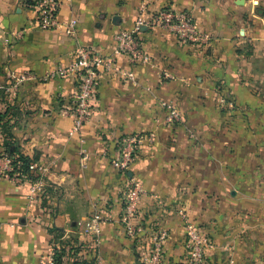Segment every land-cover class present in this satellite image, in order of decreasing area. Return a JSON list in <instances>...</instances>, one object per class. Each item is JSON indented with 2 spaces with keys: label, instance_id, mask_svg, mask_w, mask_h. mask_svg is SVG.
<instances>
[{
  "label": "crops",
  "instance_id": "obj_1",
  "mask_svg": "<svg viewBox=\"0 0 264 264\" xmlns=\"http://www.w3.org/2000/svg\"><path fill=\"white\" fill-rule=\"evenodd\" d=\"M58 1L59 20H76L73 33L40 29L34 0H0V150L12 142L20 153L36 157L32 163L45 184V193L34 196L30 179L0 176V264H39L54 247H65L75 264H144L159 229L167 237L158 264H181L187 228L179 206L190 207L198 221L206 218L194 210L201 149L187 142L180 125L162 124L158 106L211 96L219 79L238 95L239 107L252 108V129L245 117L229 135L236 143L225 148V183L237 176L240 188L236 198L225 200V252L216 236L207 255L211 264H220L218 253H225V264H264V0ZM167 6L189 12L208 42L181 44L165 29L142 27L148 61L132 62L116 50L115 35L132 31L139 13ZM81 46L110 56L114 65L99 72L92 113L71 134L72 118L61 109L75 77L47 74L67 66ZM23 73L34 77L20 81ZM148 129H155V141L138 148L125 173L113 168L119 137ZM130 177L146 193L137 239L127 235L120 218ZM213 178L202 179L206 184ZM183 185L196 191L178 196L174 190ZM251 187L253 193L246 189ZM92 213L101 221L98 235L79 225Z\"/></svg>",
  "mask_w": 264,
  "mask_h": 264
},
{
  "label": "built area",
  "instance_id": "obj_2",
  "mask_svg": "<svg viewBox=\"0 0 264 264\" xmlns=\"http://www.w3.org/2000/svg\"><path fill=\"white\" fill-rule=\"evenodd\" d=\"M33 7L36 14L37 26L42 30H54L64 27L66 33H73L76 27V20L71 18L67 21L59 20L58 0H34ZM162 28L169 31L181 44H204L208 42L209 35L201 30L189 12L176 10L170 6L163 7L155 12L139 13L133 22V30H121L115 35L116 50L125 54L132 62H146L149 57L143 50L139 38L141 28ZM114 60L105 56L92 46L78 47L71 59V62L57 70L51 71L47 77L63 76L71 74L75 77L76 84L69 97V102L61 109L65 116H71V134L79 132L83 123L92 113V104L97 92L99 72L103 69H111ZM34 76L28 73L19 75V80L31 79ZM162 106L167 108V121L172 122L177 118V111L169 103L163 102ZM154 140V134H127L118 139L117 152L110 164L113 168L126 172L134 162L138 148ZM12 157L0 150V176L11 179H28L25 174L14 169ZM40 174V167L37 163L30 164ZM31 194L42 196L45 193V184L40 176L31 180ZM144 189L140 182L133 177L126 180L122 196L121 221L129 237L137 239L142 231L138 224L139 204L144 196ZM100 219L92 213L84 222L79 223L84 232L91 235H98L100 232ZM167 233L163 229L155 230L149 241L148 253L142 256L144 264H158L161 256L163 241ZM210 240L207 235L202 234L188 226L185 236V259L181 264H211L207 247ZM63 258V257H62ZM39 264H56L53 248L41 259Z\"/></svg>",
  "mask_w": 264,
  "mask_h": 264
},
{
  "label": "rangeland",
  "instance_id": "obj_3",
  "mask_svg": "<svg viewBox=\"0 0 264 264\" xmlns=\"http://www.w3.org/2000/svg\"><path fill=\"white\" fill-rule=\"evenodd\" d=\"M261 93L264 95V92ZM237 97L238 95L233 93L228 85H226L225 80L219 79L216 80L214 84V92L211 96L198 95L196 99L190 100L189 105L185 106H177L169 103L177 111V118L172 122L167 121L165 116V114H167V108L161 104L158 106L161 111H164L161 123L164 125H180L182 133L188 139L187 142L201 149L198 156L199 179L197 191L185 185L181 187L177 186L174 191L178 196H188L189 194H193V191L197 192L199 198L194 210L206 212L205 219H200V221H198L196 219L197 216H190L187 211L190 207L186 209L184 204H181L177 211L182 215L186 228L192 226L194 230L207 235L210 240L207 253L209 251L210 255V249L216 245V238H218L216 246L220 247L223 245L221 250L225 252V228L227 227V222H225V217L227 216L225 200H227V198H236L238 189L240 188L238 187L239 181L237 180V176H235L234 179H230L229 183H225V175L228 173L227 170H225V148L229 141L234 140L233 142L236 143L235 139H229V135L238 132L239 122L245 124V117L247 118V125L252 129L248 119V116L251 115L250 112H252V108L239 107L236 104ZM154 130L155 129H148L132 133L128 132L123 134V136L134 133H153V141H155L156 132ZM228 132L229 134L227 135ZM233 150L234 149H232V151ZM209 163H211V165H209ZM230 173L232 172L230 171ZM213 175L214 178L210 183L204 184L202 178L205 176L212 177ZM246 189L248 192L253 193L252 187ZM233 214L236 215L237 213L233 212ZM63 248L65 251L63 255L64 262H67V264H75L74 261H72V263L69 262V257H72V254H67V249L65 247ZM216 258L218 263L225 264V253L223 255L218 253Z\"/></svg>",
  "mask_w": 264,
  "mask_h": 264
},
{
  "label": "trees",
  "instance_id": "obj_4",
  "mask_svg": "<svg viewBox=\"0 0 264 264\" xmlns=\"http://www.w3.org/2000/svg\"><path fill=\"white\" fill-rule=\"evenodd\" d=\"M5 153H8L13 161V166L15 170H18L22 174H25L28 179L35 180L37 179L40 174L37 173L35 168H30V164L36 159V157H31L29 155H25L23 153H20L16 148H14L12 142H6L4 144V148L1 150ZM64 248H53V254L56 259V264H67V262H64L63 255H64Z\"/></svg>",
  "mask_w": 264,
  "mask_h": 264
},
{
  "label": "water",
  "instance_id": "obj_5",
  "mask_svg": "<svg viewBox=\"0 0 264 264\" xmlns=\"http://www.w3.org/2000/svg\"><path fill=\"white\" fill-rule=\"evenodd\" d=\"M242 0H240V2H241Z\"/></svg>",
  "mask_w": 264,
  "mask_h": 264
}]
</instances>
